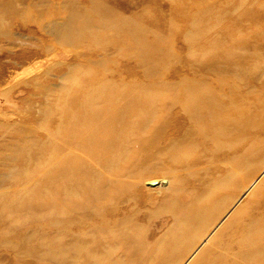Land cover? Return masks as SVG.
Masks as SVG:
<instances>
[{
  "label": "rangeland",
  "instance_id": "rangeland-1",
  "mask_svg": "<svg viewBox=\"0 0 264 264\" xmlns=\"http://www.w3.org/2000/svg\"><path fill=\"white\" fill-rule=\"evenodd\" d=\"M0 199V264H264V0H0Z\"/></svg>",
  "mask_w": 264,
  "mask_h": 264
},
{
  "label": "bare ground",
  "instance_id": "bare-ground-1",
  "mask_svg": "<svg viewBox=\"0 0 264 264\" xmlns=\"http://www.w3.org/2000/svg\"><path fill=\"white\" fill-rule=\"evenodd\" d=\"M67 38V37H66ZM68 39H72V37L68 36ZM136 89V88H135ZM202 96V95H201ZM153 98V97H152ZM253 118V116L251 117V119ZM104 156V155H103ZM110 157V156H109ZM112 163V162H111ZM101 172V171H99ZM103 173V172H102ZM15 174V173H14ZM95 174V173H94ZM102 175V174H101ZM16 176V175H15ZM105 180V179H104ZM103 180V181H104ZM108 180V179H107ZM88 182V181H87ZM216 185V184H215ZM220 186V184H219ZM52 187V186H51ZM178 187V186H177ZM32 188V187H31ZM67 188V187H66ZM65 189V188H64ZM46 191V190H45ZM210 191V190H209ZM54 194V193H53ZM50 195V194H49ZM55 195V194H54ZM97 198V197H96ZM224 203V202H223ZM76 204V203H75ZM223 205V204H222ZM60 208V207H59ZM52 209V208H51ZM54 210V209H53ZM9 212L8 209V203H4L1 199H0V215H4V213ZM56 211V210H55ZM20 212V211H19ZM57 212V211H56ZM7 214V213H6ZM58 214V213H57ZM50 215V214H49ZM52 215V213H51ZM8 216V215H6ZM204 216V214H203ZM11 217H14V215H12ZM200 218V217H199ZM206 218V217H205ZM202 219V218H201ZM208 219V218H207ZM5 220V219H4ZM194 222V221H193ZM22 223V222H21ZM7 224V223H6ZM199 224V223H198ZM207 224V223H206ZM183 233V232H182ZM185 233V232H184ZM193 233V232H192ZM184 236V235H183ZM96 237V236H95ZM139 239V238H138ZM123 240V239H122ZM116 241V240H115ZM115 243V242H114ZM83 244V243H82ZM117 244V242H116ZM126 244V243H124ZM42 251H41V255L50 259H54L58 262H60V264H66V259L69 257L68 253H60V252H56V250H53L50 245H49V241L44 238L43 242H42ZM71 248H74V241L71 242ZM25 251V250H24ZM256 253V252H255ZM77 257V256H76ZM53 261V260H52ZM69 262V261H68ZM93 263V262H92ZM56 264V263H55ZM69 264V263H68ZM95 264H98L97 262ZM118 264V263H117Z\"/></svg>",
  "mask_w": 264,
  "mask_h": 264
}]
</instances>
